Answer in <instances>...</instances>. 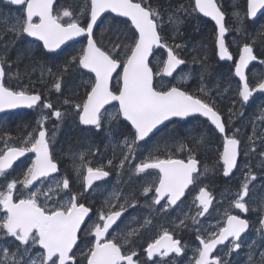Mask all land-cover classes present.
Returning <instances> with one entry per match:
<instances>
[{"label": "snow or ice", "instance_id": "6c2138e0", "mask_svg": "<svg viewBox=\"0 0 264 264\" xmlns=\"http://www.w3.org/2000/svg\"><path fill=\"white\" fill-rule=\"evenodd\" d=\"M243 3V8L233 6L235 26L230 28L218 0H189L167 7L158 0L155 5L153 0H72L68 5L61 0H0L8 8L0 7V112L19 107L49 110L36 128L15 138L19 143L8 133L0 137L4 145L0 148V264H182L184 259L187 264H235L234 254L238 256L243 248H247L246 264H264V248L257 243L264 239V195L253 194L257 181L253 168L264 169V106L250 120L251 134L241 127L229 128L233 117L244 115L242 109L254 94H264V73L250 70L253 62L264 66V52L254 51L258 41L264 44V25L254 34L245 26V20L264 12V0ZM193 14L215 22V54L220 61H233L234 76L239 78L228 121L214 97L222 94L220 85L208 83V57L202 54L207 46L193 49L200 54L189 61L182 55L187 45L176 42L182 39L185 18ZM230 31L240 35L238 60L226 43ZM79 37L86 46L62 65L51 67L35 59V42L53 53ZM25 60L23 75L28 83L21 84L20 65ZM189 64L197 67L181 68ZM87 74L94 75L84 81ZM13 77L19 90L6 85ZM77 79L82 83L77 85ZM191 80L196 81L195 91L186 87ZM79 87L84 88L82 97ZM42 89L63 97L61 107L68 106L80 126L106 133V150L112 152L106 165H92L89 157L101 148L89 144L68 154L74 178L61 174L50 147L56 132L50 136L45 122L53 117L62 122L69 112L56 107ZM201 118L222 137V151L211 166L200 159L208 150L209 134L195 127L182 135L174 131L161 137L145 155L146 146L168 127L166 122L187 124ZM175 152L187 158H176ZM27 153L35 158L14 177V162ZM217 171L230 179L240 172L241 178L236 194L227 198L222 220L211 225L207 217L219 209L204 181ZM113 173L116 185L93 218L94 204L88 197L99 187L96 182ZM136 180L144 181L140 191L125 192L123 186ZM194 190L197 194L185 211L182 198ZM138 208L146 213L132 217L121 229L118 221L129 209ZM250 212L259 214L255 221L247 218ZM173 213L177 215L172 229L163 228L145 242L146 247L138 243L156 218ZM249 229L256 232L251 240ZM183 231L193 232L198 241L191 257L179 238ZM141 251L146 259H141Z\"/></svg>", "mask_w": 264, "mask_h": 264}, {"label": "flooded vegetation", "instance_id": "af4514ba", "mask_svg": "<svg viewBox=\"0 0 264 264\" xmlns=\"http://www.w3.org/2000/svg\"><path fill=\"white\" fill-rule=\"evenodd\" d=\"M0 7H3L5 11L8 10L7 6L0 5ZM258 22H264V15L260 18ZM201 29H209V27L206 26ZM199 30L200 29L196 30L195 27L188 26L187 17L185 18V22L181 28L182 32H186L190 35V34H194V32H198ZM169 35H171V33H169ZM169 42L171 43V40ZM176 42H180L179 39ZM38 48H40L39 45H38ZM237 53L238 52L236 48L235 54ZM185 58H187L189 61L191 60V58H189L188 56H185ZM190 65L191 64H189L188 66H184L182 69L187 71V68ZM217 66L218 68L216 69L215 72L211 70V74L214 75V77L211 78V80L214 81L220 78L221 81L223 80L226 83V85L221 86L222 94L215 95L214 93V97L217 103V107L222 113L224 120L228 121L229 109L233 107L232 101L237 98L236 90H237L238 79L234 76V65L233 64H224L223 62L219 61V64H217ZM224 67H226L227 69L223 70ZM263 69L259 68L257 70V67L254 66L251 69V73H254L255 71H258V73H264ZM13 80L15 79L12 78L9 80L11 84H9L7 80L6 85L11 87ZM166 82H167V79H166ZM186 87L190 91H195L196 81L195 80L189 81ZM224 89H226V91H223ZM16 90H19V88H16ZM52 103L55 105L54 102ZM261 106H264V96L260 94H255L254 97L250 99V102L242 109L244 115L240 118L233 117V121L229 122V128H231L232 126H237V127L242 126L244 125V123L248 124L250 120L256 114H258V109ZM58 108H61L62 111L67 110L69 114L65 117V119L62 122L57 121L54 117L48 119L45 122V127L48 129L50 136L53 131L56 132L55 143L53 145H50V147L53 151L55 160L58 162L61 174H67L69 177L74 178L72 162L69 159L68 154L70 151L79 152L85 149L89 144L99 145L101 148V151L99 154L89 157V159L92 162V165L93 166L106 165L107 159L112 158L111 150H106V145L108 144V137L106 133L103 131L100 133H96L94 130H89L90 127L85 128L84 126H80L78 124V118L73 114V112L68 108V106L58 107ZM237 108H239V105H237ZM41 110L42 109L38 107L31 111L34 113L35 119L37 121L41 119V113L47 114V112L49 111L46 109L42 111ZM109 110L112 111L113 110L112 107H110ZM22 112H28V111H20V112H15L11 114L7 113V114L0 116V137H3L4 133H8V134L10 133V131L8 130V127L13 125L10 122L14 120L12 119L13 117L12 115L19 114ZM15 117L17 120L21 116L16 115ZM75 117H76V122L75 124H73L72 121L75 119ZM205 129H208L209 132ZM203 130L204 132L208 133L210 136L209 137V147H208V150L201 155L200 159H201L202 164H207L211 166L216 161L218 151H222V138H217L215 136V133L211 132V130L207 126ZM121 131L126 132L127 129L121 128ZM160 136L161 135L159 133L156 137L153 138V141H151L149 145L146 146L145 155L147 154V150H151V145L161 138ZM79 142H84V143L80 144ZM15 143H19V141ZM3 147H4L3 143H0V148H3ZM175 157L185 158V159L187 158L186 154H182L179 152H175ZM34 158H35V155L28 154L24 158L18 160L13 165L14 171H12V175L14 177H17L19 176L21 172L26 171V168L30 166L31 160ZM255 163L256 162L253 161L254 165ZM253 171L257 175V181L254 182L256 184V187L255 189H253V194L264 195V169H260L254 166ZM240 178H241L240 172H236L235 176L230 179V178L223 177L222 173L217 171L215 173H210L208 177L205 179L204 183L210 188V190L213 191L214 195L217 198V202L215 203L214 206L217 209H219V212H213L212 216L207 217V223H210L211 225H215L218 220H222L223 210L228 208L229 206V199L227 198H230L236 194L238 190L237 184ZM125 179H127V177H125ZM151 179L152 180L156 179V176L154 173L151 176ZM96 183L97 185H99V187L91 196L88 197V201L94 204L93 218H95L96 211L103 204L105 197L108 195L109 192H111L113 187L116 185L115 173H113V175H111L110 177L106 178V180L98 181ZM142 183H144V181L136 180L130 185L123 186L124 191L129 192L135 189L137 192H139L140 186ZM77 184H79V181H77ZM197 191L198 190H194V191H191L190 193H186L187 198L186 199L182 198L184 199L185 202L184 204L181 205V208H184L185 211L188 210V206L191 205V202L194 199V196L197 194ZM140 203L143 204L142 198H141ZM139 213H146V210L139 209V208L137 210L129 209L128 213L125 214L122 220L118 221L119 227L121 229L124 228V225L127 224L128 221L132 217L137 216ZM176 215L177 213H173L172 216L170 217H165L161 215L160 217L156 218L154 225L150 226L148 231L142 234L138 243L146 247L145 242L150 240L151 238H154L156 235H158L159 232L163 228L172 229V220L175 219ZM258 215L259 214L256 212H250L249 214H247V218H249L252 221H255ZM115 227L116 226H114V228ZM253 235H256V232L253 229H249L247 233L249 240L252 239ZM179 238H181L182 242L186 245V251H187L188 257H191L193 249L198 244V241H196L195 239V234L191 231H183L179 233ZM257 243L260 245L261 248H264V239H259ZM246 252H247V248H243L242 250H240V253L238 256L234 254L235 264H246V261H247ZM140 256H141V259H146V256L144 255L142 251L140 253ZM182 264H187V259H184L182 261Z\"/></svg>", "mask_w": 264, "mask_h": 264}, {"label": "trees", "instance_id": "16d2710c", "mask_svg": "<svg viewBox=\"0 0 264 264\" xmlns=\"http://www.w3.org/2000/svg\"><path fill=\"white\" fill-rule=\"evenodd\" d=\"M218 1H220V0H218ZM61 2L64 3L65 5L71 4L67 0H61ZM158 2L162 7H167L169 4H171L173 6L180 4V3L187 4L189 2V0H158ZM156 3H157V0H153V4L155 5ZM221 4H222V10L225 11V13H226L227 26H229L230 28H233L235 26V23L233 21V20H235V18L233 17L232 9H230L229 0H222ZM239 5L241 8L244 7L243 0H240ZM116 19L122 20L119 18H116ZM187 20H188V26L195 27L196 30H198V29H200V30L198 32H194V34H190V35L186 32H182L183 33L182 39H179V41L182 43H185L187 45V49L184 50L182 55L188 56L189 58H192V56L200 54V53H198V51H193V49L200 50L201 45H206L207 46L206 51H204L202 54L207 55L208 67L212 71L215 72L216 69L218 68L217 64H219L218 57L214 51V41H215V36H216L215 25L210 20L203 18L199 14H193L192 16H188ZM247 23L250 25L253 22H250L247 20ZM206 26L209 27V29H201V28L206 27ZM100 27H103V25H101ZM100 27H98L96 29V32L98 35L100 32ZM230 32H231L230 35L226 38L227 44L229 45L230 50L233 51L234 53H236V48H235V45H233V39H232V35L235 34V31H230ZM105 42L107 43V41H105ZM180 42H178V43H180ZM84 46H86V40L85 39L70 45L69 47H67L66 49H64L61 52H58L56 54H48L44 51V49L40 45V48H38L37 53H35V59L37 61L45 63L51 67H54L57 65H62L68 58H70V56L76 55L80 51V49ZM255 52L259 54V53H262L263 50L256 47ZM161 54H164V53L161 52ZM14 56H15V54L13 53V58H14ZM236 56H237V54H236ZM261 58H264V56H262ZM26 64H28L27 60H25L20 65V72H21L20 83L21 84H27L28 83L27 78L23 75V73L25 71V65ZM224 64H227V63H224ZM226 69H227L226 67L223 68V70H226ZM39 74H40L39 71L35 72L33 74V79L35 80L36 77L39 76ZM89 76H92V75L91 74L85 75L83 77V80L84 81L88 80ZM13 78L15 79V77H13ZM7 82L9 84H11V82L9 80ZM17 83L18 82L16 79L13 80L11 87L19 88L17 86ZM81 83H82V81L80 79L76 80L77 85H79ZM115 86H116V82L114 83V87ZM42 90L45 91L46 97H48V99H50L51 102H54L57 107L62 106L63 97L59 96V94H56L54 91L51 94H48L46 89H42ZM77 91H78V94L80 97H82L84 95V88L83 87H79L77 89ZM64 106H66V105H64ZM16 115H19L21 117L16 120V117H15ZM42 115L43 114L41 113V117H42ZM12 116H13L12 119H14V120L10 121V122L13 125L9 126L8 130L10 131L9 135L14 138V142H18V140H15V138L22 136L23 134H25L26 131H30V130L36 128V126H37V120L35 119L34 113L31 111L22 112L19 114H14ZM200 121H201L200 127L204 128L206 126V124L203 122L202 119ZM200 121L198 120L195 122H197L199 124ZM173 126H175V130L177 133L181 132V131L184 132L186 129H190L188 123L182 124V123L178 122V123L174 124ZM168 127L166 129H164L162 132H160L161 136L163 135V133H165L167 131ZM215 136L218 137V134L216 133Z\"/></svg>", "mask_w": 264, "mask_h": 264}, {"label": "rangeland", "instance_id": "374dc122", "mask_svg": "<svg viewBox=\"0 0 264 264\" xmlns=\"http://www.w3.org/2000/svg\"><path fill=\"white\" fill-rule=\"evenodd\" d=\"M68 2H72L71 0H67ZM239 2H240V0H229V5H230V7H232V14H233V6L235 5V4H239ZM234 17V16H233ZM235 18V17H234ZM233 21H235V20H233ZM249 21V20H248ZM262 25H264V22H253V23H251L250 25L247 23V20H245V26L247 27V29H248V32L249 33H251V34H254L257 30H259V28L262 26ZM233 36V41H234V43H235V45H237L239 42H240V35L238 34V33H236L235 32V34H233L232 35ZM256 47H258V48H260L261 50L264 48V44H261V42H257L256 43V45H255ZM32 48H33V51H34V54H35V52L37 53V50H38V44L35 42L33 45H32ZM191 61V60H190ZM156 60H153V64L155 65L156 64ZM191 67H194V65H191ZM198 70V69H197ZM209 71H210V73H211V69H209ZM256 73H258V71H255L253 74H256ZM214 77V75H212L211 74V78H213ZM165 83H167L166 82V80H165ZM208 83H209V86H214L215 84H219L220 85V87L221 86H225L226 85V83L222 80L221 81V79L220 78H218L217 80H214V81H212L211 79L208 81ZM225 83V84H224ZM71 110V109H70ZM42 111V110H41ZM72 111V110H71ZM75 122H76V117H75V119L72 121V123L73 124H75ZM72 126H74V125H72ZM200 126V123L198 124V123H192V124H190L189 125V127H190V129L191 128H193V127H195L196 128V130L197 131H200V130H198V127ZM238 127H241V128H243V129H245V132L247 133V134H251V127H250V122L248 123V124H245L244 123V125H242V126H238ZM33 130V129H32ZM32 130H30V131H32ZM205 130H207L208 132H209V130L208 129H205ZM176 132V130H175V126H169L168 127V129H167V131L165 132V133H163V135H162V137L163 136H168V135H171V134H173V132ZM204 131V130H203ZM178 133H180L181 135L183 134V131H181V132H178ZM210 134H211V132H210ZM210 137V136H209ZM85 142V141H84ZM84 142H80V144H82V143H84ZM256 237V235H253L252 236V238H255Z\"/></svg>", "mask_w": 264, "mask_h": 264}, {"label": "water", "instance_id": "95a60500", "mask_svg": "<svg viewBox=\"0 0 264 264\" xmlns=\"http://www.w3.org/2000/svg\"><path fill=\"white\" fill-rule=\"evenodd\" d=\"M263 13L264 12H262V13H259L258 14V16L256 17V18H254L253 20H249V21H257V19H259L262 15H263ZM105 15H112V16H114V14H105ZM202 17H204L202 14H200ZM205 19H207V20H210L212 23H214L215 24V22L214 21H212L211 20V18H208V17H204ZM121 19H125V18H121ZM98 28V27H97ZM96 28V29H97ZM96 29H95V31H96ZM84 38L83 37H79V38H76V40H74V41H69V42H67L65 45H62L61 46V48L60 49H57L55 52H53V53H48L47 52V50H45L46 51V53H48V54H56V53H58V52H61V51H63L64 49H66L69 45H71V44H73V43H76V42H78V41H80V40H83ZM39 43H41L42 44V42H39ZM224 62H230V63H233V61H224ZM255 64H258L257 62H253V64L252 65H250V70H251V68L255 65ZM183 66H181V68H182ZM85 72H86V70H84ZM247 71L248 70H246V73H247ZM92 75H94V74H92ZM238 78V77H237ZM239 79V78H238ZM255 95V94H254ZM260 95H264V94H260ZM113 103H115V102H113ZM106 107H109V106H106ZM34 109V108H33ZM22 110H31V109H29V108H27V107H19V108H16V109H5L3 112H0V116H2V115H4V114H6V113H12V112H17V111H22ZM174 120H179V118H173ZM167 124H170V123H168V122H166ZM85 127V126H84ZM90 126H88V127H85V128H89ZM28 154H32V155H34L33 153H27L26 155H28ZM25 155V156H26ZM24 156V157H25ZM24 157H20L18 160H20V159H22V158H24ZM17 160V161H18ZM17 161H15L14 162V164L17 162Z\"/></svg>", "mask_w": 264, "mask_h": 264}, {"label": "bare ground", "instance_id": "6f19581e", "mask_svg": "<svg viewBox=\"0 0 264 264\" xmlns=\"http://www.w3.org/2000/svg\"><path fill=\"white\" fill-rule=\"evenodd\" d=\"M237 95V94H236ZM24 133V132H23Z\"/></svg>", "mask_w": 264, "mask_h": 264}]
</instances>
